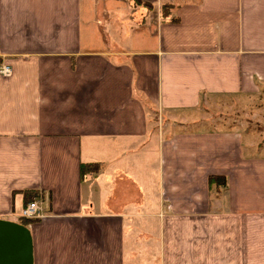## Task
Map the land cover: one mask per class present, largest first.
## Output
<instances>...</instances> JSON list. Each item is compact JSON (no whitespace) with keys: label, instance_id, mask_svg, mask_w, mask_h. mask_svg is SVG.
<instances>
[{"label":"crops","instance_id":"crops-1","mask_svg":"<svg viewBox=\"0 0 264 264\" xmlns=\"http://www.w3.org/2000/svg\"><path fill=\"white\" fill-rule=\"evenodd\" d=\"M152 1L110 50L86 0H0V220L41 201L34 264H264V146L189 118L264 92V0Z\"/></svg>","mask_w":264,"mask_h":264},{"label":"rangeland","instance_id":"rangeland-1","mask_svg":"<svg viewBox=\"0 0 264 264\" xmlns=\"http://www.w3.org/2000/svg\"><path fill=\"white\" fill-rule=\"evenodd\" d=\"M147 1L153 3L155 7L154 1ZM86 2L88 8L84 19L86 24L84 34L88 42L104 40L110 50H123L126 47L145 49L148 47L152 37L148 26L149 22L145 26H139L137 22H135V26L132 23L128 24L131 11L135 8L134 4L130 6L129 0H86ZM155 2L158 1L155 0ZM101 5L104 9L102 18L100 16ZM138 17L139 15L135 14V19ZM90 19L103 28L102 34L93 32L88 38L90 30L87 25ZM116 30L120 35H116ZM189 118L193 121H204L203 127L206 130L233 129L248 135V139L250 138L255 143V147L264 146V92L252 97L240 96L231 100L208 101L202 104L196 113L189 115ZM176 120L179 121V119ZM184 130L188 129L180 124H174L172 128L173 133ZM260 152H264V150Z\"/></svg>","mask_w":264,"mask_h":264},{"label":"water","instance_id":"water-1","mask_svg":"<svg viewBox=\"0 0 264 264\" xmlns=\"http://www.w3.org/2000/svg\"><path fill=\"white\" fill-rule=\"evenodd\" d=\"M0 264H34L32 234L27 227L0 220Z\"/></svg>","mask_w":264,"mask_h":264},{"label":"trees","instance_id":"trees-1","mask_svg":"<svg viewBox=\"0 0 264 264\" xmlns=\"http://www.w3.org/2000/svg\"><path fill=\"white\" fill-rule=\"evenodd\" d=\"M130 2H134V4L136 6H139V7H146V8H149V9H153L154 8V6L151 3L147 2V1H144V0H130ZM173 9H174V7L171 4H164L161 7V10H160L161 16H163L164 18L170 17L172 15ZM81 169H82V172H81L82 173V178H84L85 176H88L90 174L94 175V174H98L99 172H101L102 166L99 165V164H82ZM220 180H221L220 177H211L210 178V184H213V183L218 182ZM224 184H225V182H224ZM26 195L29 196V195H31V193H26ZM34 201L35 200L32 201V199H29L26 202L25 207L28 206L30 203H32ZM33 222H36V220H28V219H24V218L20 219V224L24 225L27 228Z\"/></svg>","mask_w":264,"mask_h":264},{"label":"built area","instance_id":"built-area-1","mask_svg":"<svg viewBox=\"0 0 264 264\" xmlns=\"http://www.w3.org/2000/svg\"><path fill=\"white\" fill-rule=\"evenodd\" d=\"M12 74V69L6 65L0 66V75L3 77H9ZM44 208L41 201L35 200L26 206L22 211V218L28 220L39 219L44 216Z\"/></svg>","mask_w":264,"mask_h":264}]
</instances>
